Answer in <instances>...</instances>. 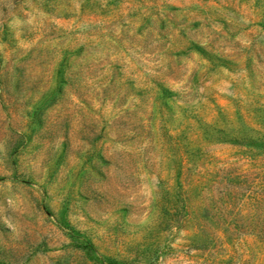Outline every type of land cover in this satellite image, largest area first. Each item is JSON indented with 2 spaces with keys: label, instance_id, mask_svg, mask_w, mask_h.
Segmentation results:
<instances>
[{
  "label": "rangeland",
  "instance_id": "rangeland-1",
  "mask_svg": "<svg viewBox=\"0 0 264 264\" xmlns=\"http://www.w3.org/2000/svg\"><path fill=\"white\" fill-rule=\"evenodd\" d=\"M259 136L264 0H0V264H264Z\"/></svg>",
  "mask_w": 264,
  "mask_h": 264
},
{
  "label": "trees",
  "instance_id": "trees-1",
  "mask_svg": "<svg viewBox=\"0 0 264 264\" xmlns=\"http://www.w3.org/2000/svg\"><path fill=\"white\" fill-rule=\"evenodd\" d=\"M253 138V137H251ZM257 139H249L248 146H250V149L260 151L261 153H264V136L256 137ZM233 141V140H232ZM247 146V147H248ZM229 227V225H227Z\"/></svg>",
  "mask_w": 264,
  "mask_h": 264
}]
</instances>
